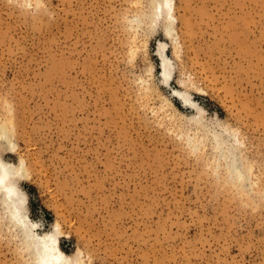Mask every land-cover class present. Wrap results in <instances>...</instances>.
I'll list each match as a JSON object with an SVG mask.
<instances>
[{
  "label": "rangeland",
  "instance_id": "374dc122",
  "mask_svg": "<svg viewBox=\"0 0 264 264\" xmlns=\"http://www.w3.org/2000/svg\"><path fill=\"white\" fill-rule=\"evenodd\" d=\"M173 3L177 43L152 0H0V155L82 264H264V0ZM6 218L0 264H33Z\"/></svg>",
  "mask_w": 264,
  "mask_h": 264
},
{
  "label": "bare ground",
  "instance_id": "6f19581e",
  "mask_svg": "<svg viewBox=\"0 0 264 264\" xmlns=\"http://www.w3.org/2000/svg\"><path fill=\"white\" fill-rule=\"evenodd\" d=\"M152 2V10L149 14L148 19L150 18L151 21L154 22L159 17H162L165 21V35L175 40L177 43V39H175L177 36H175L176 33H174L175 29L173 25V19L175 18L173 0H152ZM143 21H145V19ZM159 45L160 46L158 49V54L161 57L160 69L162 71L164 81H167L172 71V64L163 54L162 49L165 44L161 41ZM175 94L185 105L194 108V101L191 100V97L187 96L186 93H183L180 90H175ZM195 105L197 106V104ZM213 136L215 138L216 146H221L226 141L225 137H222V135L219 133H214ZM0 138L5 140L8 145L11 144V148L14 147V143L10 138V133L6 125L4 124L0 126ZM199 143L200 142H198V144ZM230 145H232V143ZM232 148L233 147H229L221 153H223L226 158H229V162L227 163L229 171L235 172L238 176H240L243 172L242 167L239 164L240 162L238 163V160L236 159V153ZM25 170L26 169L23 161H21L19 164H15L11 161L5 160V158L3 159L0 155V205L7 217L6 219H8L9 221V224L17 229L18 235H20L23 241L22 243H24L26 250L30 254V257H32L35 264H82L78 258L64 252L59 244L57 231L53 230L38 232L35 230L36 222L31 220L29 218V214L27 213V205H25V191L20 187L18 183L19 178L21 179V177H24Z\"/></svg>",
  "mask_w": 264,
  "mask_h": 264
}]
</instances>
